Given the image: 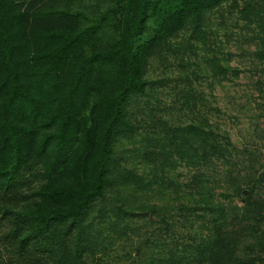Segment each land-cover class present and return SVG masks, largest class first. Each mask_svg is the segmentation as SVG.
Masks as SVG:
<instances>
[{"label":"trees","instance_id":"1","mask_svg":"<svg viewBox=\"0 0 264 264\" xmlns=\"http://www.w3.org/2000/svg\"><path fill=\"white\" fill-rule=\"evenodd\" d=\"M233 36L264 111V0H0V264H264V164L243 160L189 78H237ZM169 57L189 69L175 124L151 103L168 77L147 76ZM215 175L240 205L217 198ZM135 218L149 230L116 259Z\"/></svg>","mask_w":264,"mask_h":264},{"label":"rangeland","instance_id":"2","mask_svg":"<svg viewBox=\"0 0 264 264\" xmlns=\"http://www.w3.org/2000/svg\"><path fill=\"white\" fill-rule=\"evenodd\" d=\"M233 32H238L232 28ZM224 39V37H221ZM241 39V38H240ZM240 39L235 40L234 36L230 39L224 50L228 52L229 65L239 69L237 78L225 81L222 84H214L210 86V80L203 77L193 79L189 75L192 85L200 90L206 98L205 106L202 107L203 112L208 111V115L212 122H214L222 131L227 132L231 142L238 148H246L250 155H246V163L258 162L264 164V111L262 109L263 100L258 95L256 90L257 72L253 68V62L250 58L249 46ZM201 53V52H200ZM172 65L166 66L164 62L153 60L147 70V76L150 79H157L161 77H168V80L163 87H157V92L153 93L155 98H151L152 105L155 101L158 102L156 108V116L159 118L169 119L173 124L180 123L185 120L182 110L173 109L178 106L175 100L173 87L175 84L184 86L186 81L177 80L176 76L180 74L182 77L189 74L188 68H183L174 63L169 57ZM191 60L195 63L201 62L199 57ZM196 69V68H194ZM171 79V80H170ZM140 111L135 115L139 119L147 120V111L144 109L145 104L137 105ZM183 113V115H182ZM147 124V123H146ZM253 155V156H252ZM243 158V157H242ZM241 158V159H242ZM264 171L263 168L258 170ZM192 170L180 166L174 171L170 172L172 178H176L179 183L185 182ZM257 173V174H258ZM179 174V176H177ZM217 198L223 201L234 202L241 204L240 196L228 194L227 197L220 195L225 186V182L218 175H215L213 182ZM244 190L245 187L243 186ZM221 192L219 195L218 193ZM248 194V193H247ZM244 195V194H243ZM155 201L159 196H155ZM159 201V200H158ZM149 224L146 219L135 218L130 222V228L127 230L125 236L120 239V242L115 247L111 255L116 259H124L128 255H134L133 248L138 242L144 238L145 233L149 230L145 225ZM138 225H140L138 227Z\"/></svg>","mask_w":264,"mask_h":264},{"label":"water","instance_id":"3","mask_svg":"<svg viewBox=\"0 0 264 264\" xmlns=\"http://www.w3.org/2000/svg\"><path fill=\"white\" fill-rule=\"evenodd\" d=\"M257 178L261 181V182H264V171L262 172H259L257 174ZM248 193L247 190H243V194L246 195Z\"/></svg>","mask_w":264,"mask_h":264}]
</instances>
